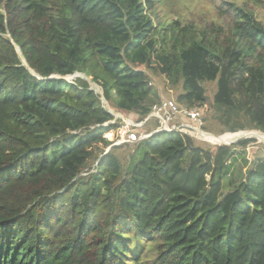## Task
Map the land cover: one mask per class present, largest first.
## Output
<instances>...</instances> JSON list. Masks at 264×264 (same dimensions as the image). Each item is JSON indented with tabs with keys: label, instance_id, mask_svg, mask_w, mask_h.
<instances>
[{
	"label": "trees",
	"instance_id": "trees-1",
	"mask_svg": "<svg viewBox=\"0 0 264 264\" xmlns=\"http://www.w3.org/2000/svg\"><path fill=\"white\" fill-rule=\"evenodd\" d=\"M154 5L0 0V264H264V159L222 197L252 139L158 132L106 152L120 123L91 81L140 118L161 100L150 73L189 107L215 81V103L264 130V22L238 0L201 24Z\"/></svg>",
	"mask_w": 264,
	"mask_h": 264
},
{
	"label": "rangeland",
	"instance_id": "rangeland-1",
	"mask_svg": "<svg viewBox=\"0 0 264 264\" xmlns=\"http://www.w3.org/2000/svg\"><path fill=\"white\" fill-rule=\"evenodd\" d=\"M154 1V17L161 21H176L178 19L185 21H195L199 24L211 21L218 18V9L222 2L225 0H153ZM240 5L252 10L256 17L264 22V0H238ZM58 76V75H57ZM152 85L157 89L161 97H167L177 100V96L182 92L181 87L171 88L167 79L163 75L150 73ZM84 78L81 74H77L72 78L65 77L69 81H74L76 78ZM91 80V77H88ZM87 79V80H88ZM88 80V81H89ZM95 84V85H94ZM91 88L95 90L100 96L103 91L101 86L90 82ZM202 85L206 89L207 101L202 105L203 109V128L216 135H225L233 133H248L254 137H243L235 140L231 144L244 139H252L253 141L243 149L242 146H235L236 155L232 160L231 173H234V181L222 193V197L229 191L235 189L237 183L241 180L243 172H246L252 166V162L257 159H264V140L259 135L264 134V130L254 128L248 117L240 111L232 108L220 106L215 103L214 96L217 92V83L215 81H205ZM103 105L108 109L111 107L110 103L106 100ZM109 108V109H110ZM113 109V108H112ZM115 110V109H113ZM198 146L208 147L212 143L195 140ZM228 144V145H231ZM223 145V144H219ZM226 145V144H224ZM109 147H107L108 149ZM135 146L122 147L117 150V153L123 156L134 150ZM106 149V150H107ZM247 159L248 163L245 164L244 160ZM92 167L96 164L91 163ZM242 172V173H241ZM151 256H143L145 262Z\"/></svg>",
	"mask_w": 264,
	"mask_h": 264
},
{
	"label": "built area",
	"instance_id": "built-area-1",
	"mask_svg": "<svg viewBox=\"0 0 264 264\" xmlns=\"http://www.w3.org/2000/svg\"><path fill=\"white\" fill-rule=\"evenodd\" d=\"M150 84L152 85V80ZM101 100L102 102L106 101L103 93ZM109 108L107 110L114 115V119L109 122L118 121L120 123L116 131V139L109 146L110 148L111 146L135 144L151 138L158 132H179L195 140L211 143L204 136L205 133L210 132L203 128L204 114L201 106L189 107L175 99L161 97V100L154 104L150 112L142 118L136 114H126Z\"/></svg>",
	"mask_w": 264,
	"mask_h": 264
},
{
	"label": "bare ground",
	"instance_id": "bare-ground-1",
	"mask_svg": "<svg viewBox=\"0 0 264 264\" xmlns=\"http://www.w3.org/2000/svg\"><path fill=\"white\" fill-rule=\"evenodd\" d=\"M211 143H218V144H231L235 140L243 137H254L249 135L248 133H231L225 135H216L212 133H205L204 135ZM261 139L264 140V134L259 135Z\"/></svg>",
	"mask_w": 264,
	"mask_h": 264
},
{
	"label": "water",
	"instance_id": "water-1",
	"mask_svg": "<svg viewBox=\"0 0 264 264\" xmlns=\"http://www.w3.org/2000/svg\"><path fill=\"white\" fill-rule=\"evenodd\" d=\"M19 49V48H18ZM77 74H81V73H79V72H77V73H75V74H73V75H71V76H75V75H77ZM68 76H70V75H68ZM57 77H59V76H57V75H52V76H50L49 78H57ZM66 77V76H65ZM93 89V88H92ZM94 90V89H93ZM110 150V147L106 150V152H108Z\"/></svg>",
	"mask_w": 264,
	"mask_h": 264
}]
</instances>
